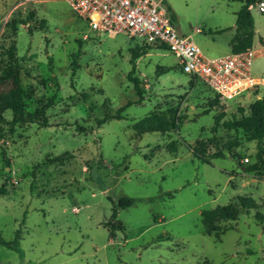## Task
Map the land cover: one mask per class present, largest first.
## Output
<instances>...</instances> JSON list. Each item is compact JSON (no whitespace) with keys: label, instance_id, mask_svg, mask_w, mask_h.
<instances>
[{"label":"rangeland","instance_id":"rangeland-1","mask_svg":"<svg viewBox=\"0 0 264 264\" xmlns=\"http://www.w3.org/2000/svg\"><path fill=\"white\" fill-rule=\"evenodd\" d=\"M246 0H165L180 35L190 36L207 58L225 57L235 36L236 15ZM264 0L250 7L254 20L252 75L264 80ZM30 21L25 25L12 21ZM42 20L46 23L41 27ZM199 31V32H198ZM142 39L99 36L70 8L69 0H0V264H264V138L242 126L240 108L264 98V85L219 104L200 80L181 70L179 59L151 49L128 76L131 49ZM12 45L27 114L41 117L11 126L4 98L14 85L3 73ZM260 50V51H259ZM169 72L160 75L161 69ZM132 102L124 119L98 120ZM178 108L186 117L173 131L138 133L134 125L153 112ZM226 116L217 127L215 117ZM236 122L227 128V122ZM264 127V125H263ZM223 158L202 163L194 152ZM122 197L136 199L119 210ZM226 230L208 233L203 214L239 204ZM117 230L114 237L110 227ZM229 228V229H228Z\"/></svg>","mask_w":264,"mask_h":264},{"label":"built area","instance_id":"built-area-1","mask_svg":"<svg viewBox=\"0 0 264 264\" xmlns=\"http://www.w3.org/2000/svg\"><path fill=\"white\" fill-rule=\"evenodd\" d=\"M69 5L96 35H127L166 48L179 59L183 73L200 80L222 101L244 97L264 85L262 78L252 75L247 52L207 58L190 36L180 35L165 0H69Z\"/></svg>","mask_w":264,"mask_h":264},{"label":"trees","instance_id":"trees-1","mask_svg":"<svg viewBox=\"0 0 264 264\" xmlns=\"http://www.w3.org/2000/svg\"><path fill=\"white\" fill-rule=\"evenodd\" d=\"M257 0H246L238 11L236 15L235 30L236 35L232 43V53H242L249 50H252L254 44V20L250 12V7L255 5ZM172 19L174 14L169 8ZM34 18V13L31 12L26 20L21 19L19 23L15 20L12 21L13 28L17 31V25H25L28 28V31L31 33L30 21ZM46 21L42 20L41 27L45 25ZM261 44L264 45V40L261 39ZM166 50V48L160 47L157 48L153 45L143 43L142 46L134 47L131 49V65L132 70L129 73V80L134 84V88L140 100L143 97L144 87L142 82L137 78L133 77L136 61L142 56L146 55L151 49ZM5 56L8 59V64L4 69L3 73L8 79H11L14 85L12 91H10L4 98V104L6 110H11L13 113V118L8 123L11 126L17 124L28 122V119H31L35 116L43 118V121H40L41 127H50L48 123V118L46 116L47 107L37 109L34 114H27L25 112V107L23 103V90L21 88V79L19 76V71L23 69L21 62L17 58L16 47L12 45L9 49L4 52ZM169 72L167 69H161L160 75L166 74ZM214 102L219 104L220 99L218 96L214 97ZM132 102L127 103L121 107L115 115H107L103 119L98 120L99 125H104L110 120H122L124 119L122 113L126 110L127 107L132 105ZM249 114L245 115V109L240 108V113L243 116L242 126H247L248 131L251 133L253 139L261 141L264 138V98L256 100L254 103L249 105ZM226 116V113L223 111L215 117V127L213 132L216 133L217 127L220 125V122ZM186 117L179 115L178 108H171L163 112H153L149 116L145 117L138 123L134 125V129L138 133H148V132H164V131H173L178 130L185 122ZM6 122L3 114L0 112V123ZM236 122H227V128L234 127ZM194 156L199 159L202 163L210 165L212 160L223 158L224 154L222 151L218 150L213 154L194 152ZM7 194L5 189H0V196ZM136 199L130 197H122L118 203L114 206L111 219L116 220L119 210H124L132 207L136 203ZM255 204L248 198H240L239 204H230L228 206H217L213 211L205 212L203 214L204 224L208 230L209 235L214 234L219 236L224 234L227 230H222L220 226L217 225L219 221H234L239 215V207L242 209H251ZM257 219L260 222L264 221V215L257 214ZM110 227V226H108ZM229 229V228H228ZM120 230L115 227H110V235L114 237L115 231ZM0 244L8 248L17 250L21 256L23 255L18 249V244L16 241L7 242L0 237Z\"/></svg>","mask_w":264,"mask_h":264},{"label":"crops","instance_id":"crops-1","mask_svg":"<svg viewBox=\"0 0 264 264\" xmlns=\"http://www.w3.org/2000/svg\"><path fill=\"white\" fill-rule=\"evenodd\" d=\"M235 35H236V30H235ZM234 38H235V36H234ZM234 38H233V40H232V43H233V41H234ZM254 41H255V37H254ZM254 45H255V42H254V44H253V48H252V53H254L253 51H254ZM262 45V44H261ZM230 50H231V53H232V46L230 47ZM260 50H263L264 51V45H262V47H261V49ZM259 50V51H260Z\"/></svg>","mask_w":264,"mask_h":264}]
</instances>
